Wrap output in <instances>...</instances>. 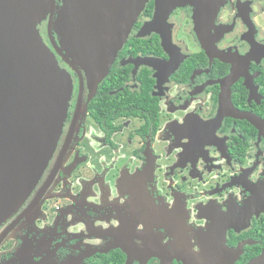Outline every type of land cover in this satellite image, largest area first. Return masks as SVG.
Segmentation results:
<instances>
[{"label": "flooded vegetation", "instance_id": "af4514ba", "mask_svg": "<svg viewBox=\"0 0 264 264\" xmlns=\"http://www.w3.org/2000/svg\"><path fill=\"white\" fill-rule=\"evenodd\" d=\"M203 12L149 0L97 85L57 56L73 83L66 119L0 224V264H184L177 237L201 253L219 241L227 264L260 254L264 0H205Z\"/></svg>", "mask_w": 264, "mask_h": 264}, {"label": "water", "instance_id": "95a60500", "mask_svg": "<svg viewBox=\"0 0 264 264\" xmlns=\"http://www.w3.org/2000/svg\"><path fill=\"white\" fill-rule=\"evenodd\" d=\"M148 1L62 0L58 9L56 0H0V224L36 186L61 135L73 83L57 56L97 85ZM204 2L156 0L159 10L190 4L200 15ZM45 20L51 46L39 30ZM207 245L196 252L177 237L173 255L184 264H227L217 260L219 241ZM245 264H264V246Z\"/></svg>", "mask_w": 264, "mask_h": 264}, {"label": "rangeland", "instance_id": "374dc122", "mask_svg": "<svg viewBox=\"0 0 264 264\" xmlns=\"http://www.w3.org/2000/svg\"><path fill=\"white\" fill-rule=\"evenodd\" d=\"M53 37H54V36H53ZM55 40H56V42H57L56 36H55ZM50 46H51V45H50ZM59 57H60V56H59ZM67 65H68V64H67ZM68 66H69V65H68ZM75 66H76V67H79V69L83 71V69H82L78 64H75ZM69 67H70V66H69ZM84 74H85V72H84Z\"/></svg>", "mask_w": 264, "mask_h": 264}]
</instances>
